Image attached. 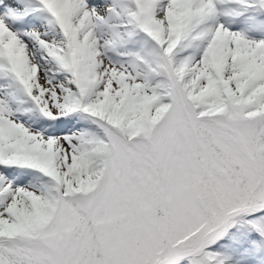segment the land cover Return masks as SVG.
Here are the masks:
<instances>
[{"label":"snow or ice","instance_id":"6c2138e0","mask_svg":"<svg viewBox=\"0 0 264 264\" xmlns=\"http://www.w3.org/2000/svg\"><path fill=\"white\" fill-rule=\"evenodd\" d=\"M0 264H264V0H0Z\"/></svg>","mask_w":264,"mask_h":264}]
</instances>
